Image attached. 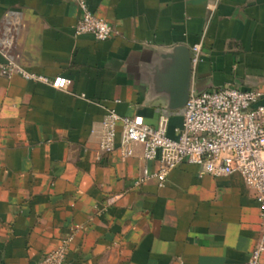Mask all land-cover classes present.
Returning <instances> with one entry per match:
<instances>
[{
    "label": "crops",
    "instance_id": "crops-1",
    "mask_svg": "<svg viewBox=\"0 0 264 264\" xmlns=\"http://www.w3.org/2000/svg\"><path fill=\"white\" fill-rule=\"evenodd\" d=\"M88 3L112 38L76 35L73 0H0V65L10 56L72 79L57 89L0 68V264H37L72 234L66 264H249L261 216L240 173L201 175L183 161L163 187L154 177L138 184L158 160L141 145L98 159L93 130L107 108L158 125L174 71L163 56L199 42L191 87L254 89L264 105V0ZM181 124L172 113L168 133Z\"/></svg>",
    "mask_w": 264,
    "mask_h": 264
},
{
    "label": "built area",
    "instance_id": "built-area-1",
    "mask_svg": "<svg viewBox=\"0 0 264 264\" xmlns=\"http://www.w3.org/2000/svg\"><path fill=\"white\" fill-rule=\"evenodd\" d=\"M82 16L75 25V34H92L98 40H108L115 29L106 19L95 14L88 0H73ZM202 43L192 46L191 67L196 72L202 60ZM9 62L0 65L2 74H20L27 79L66 89L72 79L65 75L48 77L26 71ZM261 91L235 87L197 91L191 87L184 107L179 110L160 109L158 125L146 122L143 115H122L115 108H107L97 135L96 157L120 149L124 157L135 154L138 145L143 147L146 160H158V168L150 173L147 168L137 183L154 177L163 187L168 174L183 161L200 166L201 175L224 176L240 173L248 187L254 190L260 206L261 234L252 250L249 264H260L264 253V105L259 104ZM179 111L182 124L176 128L177 136L168 133L170 115ZM119 123L122 125L118 145ZM110 198L109 201H112ZM74 234L45 254L37 264H66Z\"/></svg>",
    "mask_w": 264,
    "mask_h": 264
},
{
    "label": "water",
    "instance_id": "water-1",
    "mask_svg": "<svg viewBox=\"0 0 264 264\" xmlns=\"http://www.w3.org/2000/svg\"><path fill=\"white\" fill-rule=\"evenodd\" d=\"M163 58L173 66V79L169 89L170 104L165 106L169 110H179L187 102L191 89L192 67L191 50L185 46H178L164 54Z\"/></svg>",
    "mask_w": 264,
    "mask_h": 264
}]
</instances>
